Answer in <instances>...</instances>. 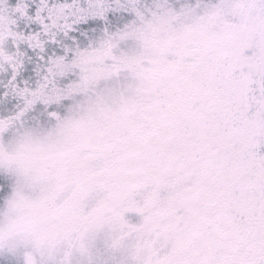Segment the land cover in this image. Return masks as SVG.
Returning a JSON list of instances; mask_svg holds the SVG:
<instances>
[{
    "label": "snow or ice",
    "instance_id": "1",
    "mask_svg": "<svg viewBox=\"0 0 264 264\" xmlns=\"http://www.w3.org/2000/svg\"><path fill=\"white\" fill-rule=\"evenodd\" d=\"M0 264H264V0H0Z\"/></svg>",
    "mask_w": 264,
    "mask_h": 264
}]
</instances>
